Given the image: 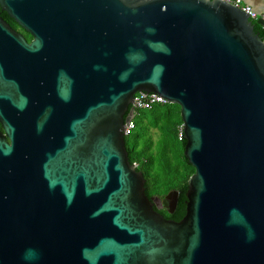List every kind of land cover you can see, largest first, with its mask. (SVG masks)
Wrapping results in <instances>:
<instances>
[{
	"label": "water",
	"instance_id": "water-1",
	"mask_svg": "<svg viewBox=\"0 0 264 264\" xmlns=\"http://www.w3.org/2000/svg\"><path fill=\"white\" fill-rule=\"evenodd\" d=\"M0 264H264V21L220 0H0ZM195 168L150 197L135 96ZM132 108V109H131Z\"/></svg>",
	"mask_w": 264,
	"mask_h": 264
},
{
	"label": "trees",
	"instance_id": "trees-1",
	"mask_svg": "<svg viewBox=\"0 0 264 264\" xmlns=\"http://www.w3.org/2000/svg\"><path fill=\"white\" fill-rule=\"evenodd\" d=\"M134 115L136 127L126 136L130 162L143 172L148 196L164 198L172 191L179 192L177 209L167 217L180 221L186 214L188 181L195 173L185 156V135L179 137L183 125L181 108L173 104L153 105L135 109Z\"/></svg>",
	"mask_w": 264,
	"mask_h": 264
},
{
	"label": "built area",
	"instance_id": "built-area-1",
	"mask_svg": "<svg viewBox=\"0 0 264 264\" xmlns=\"http://www.w3.org/2000/svg\"><path fill=\"white\" fill-rule=\"evenodd\" d=\"M222 2H226L228 4L233 5L235 8L240 9L242 12L246 13L254 22L258 20L264 21V14L257 12L252 6L243 3L242 0H220ZM170 104L168 101L159 98L156 95H153L149 92H140L135 96L134 103L132 108L135 110H143L150 108L153 105H167ZM136 125L134 119L130 120V122L126 125L125 136L130 135ZM183 130V125L180 128L179 137L182 139L181 134Z\"/></svg>",
	"mask_w": 264,
	"mask_h": 264
},
{
	"label": "flooded vegetation",
	"instance_id": "flooded-vegetation-1",
	"mask_svg": "<svg viewBox=\"0 0 264 264\" xmlns=\"http://www.w3.org/2000/svg\"><path fill=\"white\" fill-rule=\"evenodd\" d=\"M0 18L4 20L10 26L12 30L15 31L12 33L16 34L17 36H23L28 43L32 42L34 38L32 34L24 30L12 17H10L9 14L2 9L1 4H0ZM0 131L3 132V127L1 124H0ZM155 209L161 214H163L166 218H168L167 214H170V213L168 212V209L165 206L160 209L155 207Z\"/></svg>",
	"mask_w": 264,
	"mask_h": 264
},
{
	"label": "crops",
	"instance_id": "crops-1",
	"mask_svg": "<svg viewBox=\"0 0 264 264\" xmlns=\"http://www.w3.org/2000/svg\"><path fill=\"white\" fill-rule=\"evenodd\" d=\"M243 3L252 6L257 12L264 14V0H242Z\"/></svg>",
	"mask_w": 264,
	"mask_h": 264
},
{
	"label": "rangeland",
	"instance_id": "rangeland-1",
	"mask_svg": "<svg viewBox=\"0 0 264 264\" xmlns=\"http://www.w3.org/2000/svg\"><path fill=\"white\" fill-rule=\"evenodd\" d=\"M143 112H145V111H143Z\"/></svg>",
	"mask_w": 264,
	"mask_h": 264
}]
</instances>
